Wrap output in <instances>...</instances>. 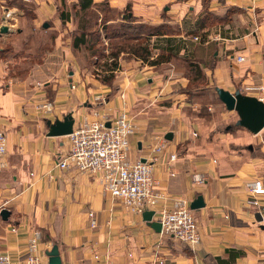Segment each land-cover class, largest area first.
<instances>
[{
  "label": "crops",
  "instance_id": "0c3cea01",
  "mask_svg": "<svg viewBox=\"0 0 264 264\" xmlns=\"http://www.w3.org/2000/svg\"><path fill=\"white\" fill-rule=\"evenodd\" d=\"M23 1L29 0H0V51L29 36L27 48L35 49L39 32L56 37L46 51L47 60L27 77H13L10 62L0 59V132L8 138L6 168L0 173V254L24 256L33 231L39 230L42 254L58 246L63 264H264V228L257 220L260 211L250 203V187L257 180L264 182L262 132L254 135L237 126L222 135L217 122L227 114L215 119L211 108L207 120L197 103L179 91L191 82L232 94L264 87V0H208L206 8L203 0L190 2V14L199 17L206 10L221 15V21L200 31L199 42L184 28L178 35H143L163 62L142 66L135 57L121 55L114 87L83 66L77 53L85 47L74 49L79 34L74 3L31 0L34 9L28 15L15 6L25 5ZM92 1L94 7L108 3L120 13L130 6L136 23L151 27L180 25L186 17V6L175 0ZM167 8L170 11L163 16ZM101 25L97 27L102 40L110 45ZM3 27L11 34H2ZM13 33L15 38L9 40ZM183 56L202 72L201 77L176 71L175 61L182 62ZM246 95L264 102V91ZM203 97L196 93L195 99ZM47 103L53 104L50 114L42 109ZM122 113L137 127L130 139L131 161L144 160L166 141L164 154H154L159 158L154 166L156 187L167 202L180 198L190 208L201 234L194 249L161 236L143 215L130 213L104 192L97 176L57 166L70 142L49 136V121L73 114L76 127L85 117L111 120ZM175 154L178 158L171 162ZM196 177L204 183H195ZM200 196L205 207L192 210ZM3 210L10 212L7 220L1 217Z\"/></svg>",
  "mask_w": 264,
  "mask_h": 264
},
{
  "label": "built area",
  "instance_id": "2783aa9c",
  "mask_svg": "<svg viewBox=\"0 0 264 264\" xmlns=\"http://www.w3.org/2000/svg\"><path fill=\"white\" fill-rule=\"evenodd\" d=\"M239 62H244V58L240 57ZM246 91L263 92L264 87H247ZM42 108L46 113H51L53 104H44ZM136 129V124L127 113L111 120L98 115L95 118L85 117L68 137L69 152L60 157L57 166L61 170L73 169L97 176L104 192L120 200L130 213L141 216L153 211V219L162 225L161 236L173 238L194 249L201 243V234L190 208L180 198L167 202L156 187L154 166L159 158L154 154H164L165 142L153 147L144 161H131L130 139ZM7 152V135L0 132V173L6 168ZM177 158L175 154L170 160L174 162ZM195 183L203 184L204 180L196 177ZM250 195V203L260 211L264 227V182H254L250 187ZM41 240V231L34 230L25 255L14 258L11 254L2 253L0 264H48V258L40 250Z\"/></svg>",
  "mask_w": 264,
  "mask_h": 264
},
{
  "label": "rangeland",
  "instance_id": "374dc122",
  "mask_svg": "<svg viewBox=\"0 0 264 264\" xmlns=\"http://www.w3.org/2000/svg\"><path fill=\"white\" fill-rule=\"evenodd\" d=\"M29 1H31V0H29ZM29 1L28 2L23 1V3L25 4V6H27L28 10L33 14L34 5L31 2H29ZM69 1L71 3H74V4L78 3V0H69ZM175 1H176L178 6H181V5H185L186 6V17L183 19V21H182V23L180 25L179 24L160 25L159 27H161L162 34H167V35L182 34L183 33V29L182 28L184 26V23L187 22L189 24V29L191 30V33L193 35H195L194 38H193L194 41L195 42L196 41L199 42V40L201 38L197 37L198 34L196 35V33L194 31V30L199 31L197 23H200V21L201 22L203 21V22H205V24H207L206 25L207 27H209V26L213 27V26H216L218 24V22L221 21V19H220L221 15H217V13L207 14V13H210V12L206 11V10H205L204 13H202L203 16H204V20L196 21L198 19V17H196L194 14H190L192 11H189L188 8H187L188 6H190L189 5L190 2L194 3L195 0H175ZM29 4H31V5H29ZM74 4H72V5L74 6L73 10H74V12L76 14V11H78V5L77 4L74 5ZM197 4H198V2H197ZM202 4H203L204 8L209 6V4H207V2H205V1H202ZM206 4H207V6H206ZM17 5H22V3L19 2ZM168 7H170V6H168ZM169 11H170V8H167L166 10L163 9L162 10V15L163 16L167 15V13ZM92 12H94L95 15H96V18L92 21V25L93 26H96V24L101 25L102 24L101 18H105V17H106V19H109L110 21L118 20V19L121 20L117 24H113L110 21L107 23V25L112 24V26H114V27H119L122 24V22H123L122 18H121V14H123V13H120V12H117V11H113V10L112 11H108L107 9H103L100 6H97V7H94ZM29 17L30 16H28L27 18H29ZM214 18H215V20L212 21ZM24 22L25 21L22 20L19 23L18 29L23 27V23ZM133 25L137 26V23H135ZM138 26H139V24H138ZM95 28L96 27H94V29ZM27 29H28L27 30L28 34L30 32L32 33V30H30V28H27ZM97 29H98V27H97ZM142 31L145 32V33L148 32V30H146V29H143L140 32H142ZM40 33L41 32H39V34L35 38V40L37 42L36 43V47H34L35 49L31 48V50H28V48H27L28 45H30L29 42H27V41H29V39H31L32 36L26 37V40H24V37H22V38L19 39V41L15 42V43H11L10 45H7L6 47H4V49L7 50V51H5V53H6L4 55L5 59H3V60H5V62H7V61L10 62V68L9 69H10L11 75L13 77H19V78L27 77L28 74H30L32 69H34L37 65L43 64L47 60V57H48L49 54H47L46 51L47 50L49 51V50L52 49V45L54 44V38L56 36L55 35H50V34L41 35ZM128 33L131 34V31H128ZM10 34L11 33H9V35ZM15 34L16 33H13L11 37H8L9 40L11 38L13 40L15 38V36H14ZM121 40L114 39V40L110 41V45L106 44L102 40L101 41V45H100L101 46V50H102V54H104L105 56H108L109 55L108 50H113V47H115L114 45L119 44L120 42H122ZM18 43H22V46L18 47ZM30 43L33 44V42H30ZM39 47L41 48V50H42V48H44L45 51L43 50V52H41V50L37 49ZM77 54H78L79 59H81L83 57V61H81L83 66L89 67L92 72L93 71L95 72L93 67H95V69H97L96 68L97 67L96 63H98L99 65L103 64L102 63L103 62V58H102V55H100V54H98L99 59H97V57H93L92 58L90 52L87 51L86 49H85L84 52H80V53H77ZM89 55H90V57H88ZM125 56H127V55H125ZM130 57H133V56H130ZM154 58H157V57L154 56ZM182 58H184L182 60V62H179V60L175 61L176 71L179 72V73H185L184 75H187V76H190V77L198 78V74L196 73V70L193 69L190 66V63L188 61L189 59L186 58L185 56H183ZM137 59H138V62H140L142 66H145L144 64H148L149 65V63L144 62L142 59L136 58L135 60H137ZM111 61L112 60H110V62ZM118 66H119V68H121L120 62H118ZM117 71H119V69ZM117 71H115V72H117ZM97 72L99 73L100 70L97 69ZM197 81H198V79H197ZM38 86L41 87V86H43V84L38 83ZM179 91L181 93H186V96H187L186 100L187 101H189L190 103H193L194 105L197 103V106H198L197 109H202L201 115L203 114V116H206L207 120H211V117L208 116V115L211 114L210 113L212 111V110L210 111L211 108L213 109L212 113L215 115V119L220 118V116L222 114H227L225 116V119H223L222 122H219V123L217 122V124L220 126V127L219 126L218 127H219L220 132H222V135H223V133L224 134L227 133L228 130H229V132L230 131L234 132L235 130L238 129V127L236 125L238 120H239V117H238L237 113L236 112H228L226 110L225 105L219 100V97H218V95H217V93H216L214 88L208 89L207 88V84L200 83V82H198V83L191 82L187 86H182L179 89ZM196 93H200V95L203 94V96H205V97L200 98V99L197 98V100H196L195 99L196 98ZM242 93L244 95L247 94V92H242ZM214 100L218 101V103L216 105H214V103H213ZM44 112H45V110H44ZM47 114H50V113H47ZM74 128H75V126H74ZM263 137H264V130L262 131V138ZM164 142H165V145H166V141H164ZM48 264H49V260H48Z\"/></svg>",
  "mask_w": 264,
  "mask_h": 264
},
{
  "label": "trees",
  "instance_id": "16d2710c",
  "mask_svg": "<svg viewBox=\"0 0 264 264\" xmlns=\"http://www.w3.org/2000/svg\"><path fill=\"white\" fill-rule=\"evenodd\" d=\"M203 1L207 2L208 0H203ZM75 4L78 5V11H76V16L79 22V27H78L79 34L74 39V43H73L74 49L76 51H79L82 47H85V49L90 52L92 58L97 57V59H99L98 54L102 55L103 64L99 65L98 63H96L97 65L96 68L99 69L101 73L95 71L94 75L103 84L114 87L113 84L116 79L115 71L119 69L118 66L119 58L123 54L133 56L135 58H140L144 62L149 63V65L151 66H157L163 62L161 55L157 58H154V54L150 47L148 39L142 38L143 35H148V36L164 35L161 32V27H151L143 24H139V26L137 24V26H134L133 24H135L137 20H135L134 17L131 16L130 6L127 7L126 11L123 12V14H121V18L123 22L119 27H114L112 26V24L107 25V23L110 20L106 19V17L101 18L102 20L101 30L103 31V37L108 40L122 39L121 40L122 42L114 45L115 47H113V50H109V55L105 56L104 54H102V50L100 46L102 41V33L100 32L99 28L94 29L95 26L92 25V21L96 18L95 13L92 12L94 8L93 1L78 0V3ZM15 6L19 7L28 15L32 14L25 5H15ZM97 6H100L103 9H107L108 11L113 10L111 7H109L108 3H103ZM207 14H213V13L210 12ZM215 18L212 21H214ZM198 20H204L203 14L199 16L196 21ZM197 24L199 31L194 30L196 35L199 34L200 31H203L207 25L203 21L202 22L200 21V23ZM97 26L98 24H96V27ZM183 28L188 29L187 34L193 35L191 33V30L189 29V24L187 22L184 23ZM143 29L148 30V32L147 33L143 31L140 32ZM128 31H131V34H129ZM5 51L7 50L0 51V59H5L4 56L6 54ZM172 55L173 53L171 54V56ZM110 60L112 61L110 62ZM190 66L192 67L193 64H190ZM199 71H196V73L198 74V76L201 77L202 72Z\"/></svg>",
  "mask_w": 264,
  "mask_h": 264
},
{
  "label": "water",
  "instance_id": "95a60500",
  "mask_svg": "<svg viewBox=\"0 0 264 264\" xmlns=\"http://www.w3.org/2000/svg\"><path fill=\"white\" fill-rule=\"evenodd\" d=\"M1 32L2 34H8L9 30L3 27ZM215 91L220 101L225 105L226 109L237 113L239 117L236 124L237 126L247 129L254 135H259L264 130V102L262 100L256 97L244 95L240 90L232 94L225 89L217 87ZM74 125L75 119L73 114L66 116L63 121H56L55 123L49 121V136L68 137L73 133ZM172 137V134L167 136L169 140H171ZM203 207H205V204L202 196L198 197L191 205L192 210H198ZM9 216L10 212L8 210H3L1 212L3 220H7ZM143 218L149 226H151L158 233H161L162 225L153 220V211L144 213ZM257 220L262 222L260 214L257 215ZM46 256L48 257L49 264H63L58 246H54L51 251L46 252Z\"/></svg>",
  "mask_w": 264,
  "mask_h": 264
}]
</instances>
